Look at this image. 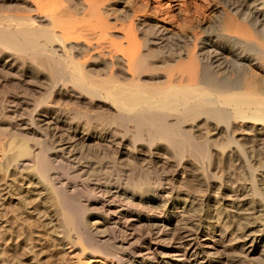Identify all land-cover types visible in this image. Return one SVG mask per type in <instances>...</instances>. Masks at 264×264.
Here are the masks:
<instances>
[{
    "label": "bare ground",
    "instance_id": "obj_1",
    "mask_svg": "<svg viewBox=\"0 0 264 264\" xmlns=\"http://www.w3.org/2000/svg\"><path fill=\"white\" fill-rule=\"evenodd\" d=\"M204 3L222 35H179L186 0H0V87L34 98L20 101L29 119L7 163L37 164L26 174L50 188L47 226L75 234L82 255L113 237L119 264H264V0ZM182 42L187 53L164 52ZM85 150L148 175L123 185L103 181V164L51 171ZM85 175L90 196L76 209Z\"/></svg>",
    "mask_w": 264,
    "mask_h": 264
},
{
    "label": "rangeland",
    "instance_id": "obj_2",
    "mask_svg": "<svg viewBox=\"0 0 264 264\" xmlns=\"http://www.w3.org/2000/svg\"><path fill=\"white\" fill-rule=\"evenodd\" d=\"M218 1H220V0H209L211 5H213L215 3L217 4ZM186 2L188 3L186 6L187 13L185 14V16L183 15L184 12H186L183 8L182 9L183 11L180 13V15L178 14L176 17V18H180L181 16L182 17L184 16V20H181V19L179 20L180 26H179V28H177L179 35H181L182 33H185V34L191 33V29H194L196 26L199 27L201 25L208 26L210 31H214L218 35L219 34L222 35V33H224V28H225L224 24L222 23L223 24L222 25L220 20L218 22V20L215 19L214 14L209 9L210 6H207L204 3V0H196V1L186 0ZM203 6H205V7L207 6V7L204 8ZM202 10L205 11L204 14H202ZM119 11H123V9L121 7H119V9L116 13L118 14ZM145 30H146V32H145L146 35L152 36L153 30L150 27H147ZM183 43L184 42H182L181 44L178 43L179 44L178 46H177V44H172L171 47L166 49V51H164V52L167 55H168V53H169V55L170 54L175 55V54L182 52V51H183V53H187V50L190 47V45H188V44L186 45L185 43L184 44ZM156 53H157V51L153 50V54L155 55ZM45 70L48 73H50L51 72L50 70H52V69H45ZM13 77H17V75L13 74ZM19 89H21V88H19ZM19 89H18V86L15 84V82H12V81L6 85L3 84L0 87V90H1L0 91V125H1L0 126V187H1L0 188L1 189L0 190V264H12L13 262H14L13 264H17V263L18 264H119V262H117L116 259L113 258V256H112V253L115 250L114 246H113L114 245L113 244L114 242L112 239L113 237H111L110 239H109V237L105 239V244L103 246L105 250H103L101 248H97V247L90 248V247L86 246L87 247L86 253L92 254L91 257L86 256V255H82L81 253L77 252V249H79L81 246L79 244H77L78 240L75 239V234H74V236L71 235L70 237L66 236V235L63 236L61 234L62 236L58 237L60 234L58 231L55 230L56 227L52 228L53 226H55L57 224L56 221L53 224H50L49 227L47 226V224L50 221L47 218L48 215L52 214L53 216H51V215L50 216L52 217V220H55V219H53L55 216L53 214L54 212H52V211H54V209H55L54 207L56 206V205L53 206L52 202L50 203L49 199H46L49 197L48 193H50L49 186L46 187L47 181L45 180L46 181L45 182L44 178H42L41 176H39V177H41V179H38V178L36 179V177H32L33 179L27 178V176L33 172V169H34L33 167H35L37 164L35 166H32L34 164V162H33L30 164H27L24 168H18V167H15L13 163H11V164H10V162L7 163L8 162L7 158L11 155L10 154L11 151H9V149H11L12 144L15 147V145H17V143L19 141L21 142L22 136L19 133H21L22 129L26 126L28 119H29L28 116H29L30 112L28 110L26 111L25 107H24L25 109L23 107L21 108V106H23L26 102H31V100L34 99L30 94L28 95L26 91H24L23 89H21L22 90L21 91ZM10 95H12V96L14 95V96L12 97ZM6 96H8V97H6ZM31 97H32V99H31ZM20 101H22V102L24 101L23 102L24 104ZM18 104H20V105H18ZM62 107L63 108L65 107L66 111H69L72 109V106L70 104L69 105L64 104ZM19 108L23 109L27 113L24 112L23 110L19 109ZM13 109H16V110L18 109V110L12 111ZM15 112H18V113H15ZM27 117H28V119H27ZM25 120H26V123L24 124ZM28 124H31L30 120H29ZM15 125L21 126V129H20V127L18 128ZM29 126H31V125H28V127ZM14 127H15V129H14ZM18 130H19V132H18ZM9 131L11 132V134L9 133ZM14 135H15V138L17 136V138H16L17 140H19V139L20 140L19 141L16 140L17 142H14V139H15L13 137ZM18 137H20V138L18 139ZM24 138H26V137H24ZM27 139L29 140L30 143L32 142V140L30 139L29 136H28V138H26V140ZM44 141H45V138L42 139V143H41V146L44 145L43 147H45L47 145ZM12 153H13V151H12ZM105 155H98V157H96L95 153H93V151L89 152L88 150H85V151H83L82 156L80 155L81 158L79 157L77 159V161H75V162L69 161L70 160L69 154H66L65 158H64V155L59 156V157H56L57 159L54 158V160H53L54 162L52 161V163H51V169L52 170L51 171L57 172V173L62 174L63 176L66 177L67 176L66 174H68V175L70 174L69 176L74 175L73 174L74 172L72 170H74L75 166L84 165L83 167H87L89 165V163H91L92 165L94 164L93 166L98 167L100 164H103L102 166H103L104 170H102V171H104V172L102 173V171H101V174H98V175L103 176V181L109 177V179H107V180H112L115 183H122L123 185H126V183H128V182L130 183L134 180L136 181L137 179L142 178L147 174L146 172L140 170V168L137 167L135 164H132V163L128 164L125 162L119 163V161L115 160L111 154H109L110 156L108 155V153ZM107 156H109V157H107ZM60 157H61V159H59ZM92 157H94V158H92ZM99 157H100V159H97ZM102 157H104V159ZM95 158H96V160H95ZM58 159H59V161H58ZM91 159H93V161ZM87 160H89V161H87ZM94 160L96 162L98 160V163H96ZM108 160L111 161V163ZM116 161L118 163H116ZM73 163L75 166L73 165ZM7 164H10V165H7ZM43 164H42V167L47 166V163L45 164L46 166ZM72 167H73V169H72ZM29 171L30 172L32 171V172L29 173ZM159 171L161 174L162 171L161 170H159ZM217 173H218V176H221L224 173L223 168L220 167L219 170L217 171ZM158 175H159L158 173L156 174L153 172L149 174L150 178L153 177L152 178L153 180L151 179L152 181H157L156 179H158V177H157ZM101 176H99L98 179H100V178L102 179ZM83 177L84 178H82V180H84L85 183L82 181L81 182L85 185H83V186L81 185L78 187L79 193L77 194V196L74 195V197H76V198L73 197L74 200L72 199V201L75 203L74 207L76 209L77 208L79 209L80 206H78V205H80V204L83 205V202H85V200H87L86 198H89V196H90L87 192V189H86L87 188L86 184H87V182L89 183L90 181L88 180V177L86 175ZM145 177H144V180L146 179ZM76 179L71 178L72 181H76ZM147 179L149 180L148 177H147ZM80 180L81 179H77L76 182L78 183V182H80ZM85 180H88V181H85ZM42 182L43 183L45 182V183L43 184ZM82 183H79V184H82ZM85 186H86V188H85ZM83 187H84V189H83ZM186 187L183 186V188H186ZM47 188H49V189L46 190ZM46 191H48V193ZM78 199L80 200V203H78L79 202ZM44 202H46V203H44ZM39 203H41V204H39ZM24 204L27 207L24 206ZM50 206H52V207H50ZM20 207H22V208H20ZM18 208H20V209H18ZM4 209H5V211L7 210L6 211L7 216H5V213H6L5 211L3 213ZM47 209H48V211L52 210L51 212H49L50 214L47 212ZM25 211H27L28 213H26ZM95 211L97 213H100L99 212L100 210L99 211L95 210ZM26 217H28V218H26ZM25 220L27 222H24ZM26 227H29L30 230ZM22 229L23 230L26 229L29 232H32V234H33L32 238L28 234L26 236L24 235V237H23V235H21L20 236L21 238H20L17 234L21 233ZM5 231H7V232H5ZM13 231L16 232V235L19 238L16 237V235L11 236ZM73 233H75V232H73ZM67 235H69V234H67ZM4 236L6 237V239L4 238ZM25 237H27V239ZM2 238H4V239L2 240ZM67 238H70V239L67 240ZM19 245H20V247H19ZM25 247H27L28 249ZM23 249H24L25 253H24ZM20 251H22L23 253ZM104 251L106 253H104ZM26 252H28V254ZM17 255L18 256L21 255L20 256L21 259H20V257H18L20 259L18 262L16 261V258H13V257H16ZM235 255L237 257H239L238 253H235Z\"/></svg>",
    "mask_w": 264,
    "mask_h": 264
}]
</instances>
